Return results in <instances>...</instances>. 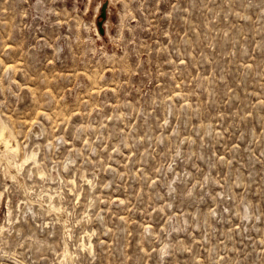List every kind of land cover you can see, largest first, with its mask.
Here are the masks:
<instances>
[{
	"label": "rangeland",
	"instance_id": "obj_1",
	"mask_svg": "<svg viewBox=\"0 0 264 264\" xmlns=\"http://www.w3.org/2000/svg\"><path fill=\"white\" fill-rule=\"evenodd\" d=\"M2 124L0 264H264V0H0Z\"/></svg>",
	"mask_w": 264,
	"mask_h": 264
},
{
	"label": "bare ground",
	"instance_id": "obj_2",
	"mask_svg": "<svg viewBox=\"0 0 264 264\" xmlns=\"http://www.w3.org/2000/svg\"><path fill=\"white\" fill-rule=\"evenodd\" d=\"M34 123V122H33ZM36 134V133H35ZM26 144V143H25ZM0 148L4 149L5 151H10V153H14L19 150L20 145L17 141L16 136L11 132V130L9 129V127L6 124H2V126H0ZM8 153V152H7ZM9 153V154H10ZM15 155V154H14ZM8 157V156H7ZM3 159V158H2ZM9 159V158H8ZM35 160L36 161V154L34 152H32L30 155H28V157L26 158L25 162H27L28 160ZM24 162V163H25ZM25 165V164H24ZM23 165L16 163L14 167H21ZM10 167V166H9ZM13 167V168H14ZM17 169V168H16ZM15 170V169H14ZM14 170H12V172H14ZM16 172V171H15ZM20 172V171H19ZM18 174V171L16 172ZM15 174V173H14ZM19 175V174H18ZM1 196V195H0ZM55 205V204H54Z\"/></svg>",
	"mask_w": 264,
	"mask_h": 264
},
{
	"label": "water",
	"instance_id": "obj_3",
	"mask_svg": "<svg viewBox=\"0 0 264 264\" xmlns=\"http://www.w3.org/2000/svg\"><path fill=\"white\" fill-rule=\"evenodd\" d=\"M106 10H107V4H104L103 7H102V12H101V21H99V26H100V32L103 34L104 33V28H103V24H104V21L107 17V13H106Z\"/></svg>",
	"mask_w": 264,
	"mask_h": 264
}]
</instances>
